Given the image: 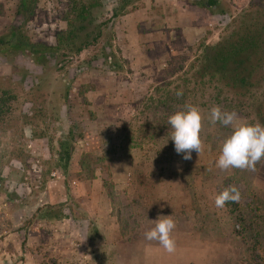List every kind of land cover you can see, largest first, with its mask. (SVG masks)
Segmentation results:
<instances>
[{
	"label": "rangeland",
	"instance_id": "obj_1",
	"mask_svg": "<svg viewBox=\"0 0 264 264\" xmlns=\"http://www.w3.org/2000/svg\"><path fill=\"white\" fill-rule=\"evenodd\" d=\"M100 1L109 12L117 0ZM220 1L225 15L177 0L136 3L110 25L112 52L120 65L116 74L92 58L91 50L72 58L65 73L60 64L40 70L28 57L16 56L12 67L0 57V77L25 71L42 78L37 95L45 109L41 140H31L20 124L15 133L12 124L0 131V264H127L126 255L116 262L114 254L128 247L133 231L154 227V221L169 215L176 223L172 233L191 232L204 241L221 242L225 259L229 257L226 264H244L245 245L234 237V231H241L234 217L263 215L264 159L263 176L261 161L255 171L217 168L222 143L233 127L210 123V110L219 106L236 112L237 123L256 122L244 110L222 104L224 95L211 87L184 84L190 64L219 40L229 16L251 0ZM64 3L38 0L33 17L21 24L14 16L17 0H0V33L21 26L31 42L50 45L64 29ZM63 87L68 89V110L58 120L45 102ZM186 105L198 107L204 118V148L192 152L191 160L175 151L168 124V117ZM18 106L11 117L29 114L30 105ZM69 128L78 139L63 172L56 145L61 131ZM14 148L21 152L19 160L6 154ZM85 154L92 179L78 167ZM229 186L240 190V202L216 207L215 197ZM59 204L67 206L64 211L69 209L72 219L33 217L39 207Z\"/></svg>",
	"mask_w": 264,
	"mask_h": 264
},
{
	"label": "trees",
	"instance_id": "obj_2",
	"mask_svg": "<svg viewBox=\"0 0 264 264\" xmlns=\"http://www.w3.org/2000/svg\"><path fill=\"white\" fill-rule=\"evenodd\" d=\"M140 1L117 0L108 12L100 0H65L61 13L64 29L53 35L52 44L31 42L21 31V26H10L0 33V57L12 67L16 56L28 57L40 70L53 65L51 63L60 64V70L65 73L72 58L91 50L92 58L98 57L109 71L116 74L120 65L112 52L110 25ZM177 1L207 10L211 15L227 13L220 0ZM37 4L38 0H17L14 16L25 24L33 17ZM189 72L190 76L184 84L211 87L218 95H224L222 104L231 109L244 110L246 116H252L256 123L264 125V0H251L236 14L229 16L222 36L215 44L203 48L190 64ZM14 73L9 77H0V131L3 125L12 124L15 133L17 124H20L29 130L31 140H41L44 138L41 130L45 125V109L42 106L44 101L37 92L43 80L34 79L25 71ZM51 96L52 100L45 104L51 105V115L61 120L64 110H68V89H56ZM214 101L220 103L217 98ZM25 103L30 105L29 114L11 117L18 105ZM60 136L56 145V160L65 172L78 136L70 128L62 130ZM18 149H9L6 154L19 160L21 152ZM87 158L86 154L80 156L78 167L92 179L85 164ZM63 207V204L44 205L35 210L33 217L47 222L72 219L70 210L64 211L67 206ZM234 220L241 228L240 232L234 231V237L244 243L246 250V258L241 263L264 264V205L263 215L251 216L249 212L245 218L234 217Z\"/></svg>",
	"mask_w": 264,
	"mask_h": 264
},
{
	"label": "clouds",
	"instance_id": "obj_3",
	"mask_svg": "<svg viewBox=\"0 0 264 264\" xmlns=\"http://www.w3.org/2000/svg\"><path fill=\"white\" fill-rule=\"evenodd\" d=\"M182 92L176 95L182 96ZM186 110L177 111L168 117L171 126V140L174 142L175 151L183 153L184 160H191L192 152L199 154L204 145L200 133L203 129V116L198 107L186 105ZM239 117L236 112L222 111L219 106L210 110V123L219 122L223 126L231 125L232 134L222 143L221 153L215 164L220 170L239 169L255 171L256 164L264 159V125L260 123H237ZM241 192L235 186L225 188L215 197V206L223 208L226 203H239ZM163 219L154 221L155 226L144 233L145 239L158 241L169 253L176 249L172 232L176 227L172 216H163ZM84 241V240H83ZM82 241V242H83Z\"/></svg>",
	"mask_w": 264,
	"mask_h": 264
},
{
	"label": "crops",
	"instance_id": "obj_4",
	"mask_svg": "<svg viewBox=\"0 0 264 264\" xmlns=\"http://www.w3.org/2000/svg\"><path fill=\"white\" fill-rule=\"evenodd\" d=\"M259 173L263 176V159H261ZM254 181L256 182V176ZM255 182L254 185H255ZM253 183L251 185H253ZM263 185V178L261 181ZM138 187V184L135 183ZM259 189V188H258ZM263 191V187L261 188ZM149 196L147 195V203ZM200 207V206H199ZM111 218V217H109ZM112 220H114L112 218ZM153 228L145 227L138 233L133 231L132 239L128 241V247L123 248V252H116V262L123 260L120 258L126 255L127 264H226V248L218 241H204L200 235L191 232L172 233L176 243L174 252L169 253L159 244L158 241L145 239L144 233ZM111 229H115L111 227ZM114 231V230H112ZM226 260V261H225Z\"/></svg>",
	"mask_w": 264,
	"mask_h": 264
}]
</instances>
